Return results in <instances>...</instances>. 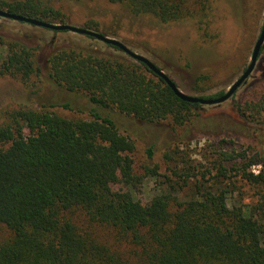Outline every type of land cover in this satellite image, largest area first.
<instances>
[{"label":"trees","instance_id":"1","mask_svg":"<svg viewBox=\"0 0 264 264\" xmlns=\"http://www.w3.org/2000/svg\"><path fill=\"white\" fill-rule=\"evenodd\" d=\"M107 1L161 23L191 19L202 41L216 36L210 0ZM50 2L0 0V9L62 23L64 14ZM5 46L0 77L26 84L41 76L35 49L15 40ZM46 65L48 77L66 91L83 92L95 107L142 122L182 127L200 108L123 53L60 48ZM238 111L251 121L262 119L264 96ZM89 115L69 119L18 108L0 124V264H264V148L250 155L220 148L200 163L184 156L176 162L171 154L178 149L166 150L164 158L175 164L143 204L134 195L142 181L133 169L134 141L94 108ZM153 148L145 149L148 159ZM157 167H146V174L159 176ZM76 213L83 224L73 220ZM95 227L113 242L100 240Z\"/></svg>","mask_w":264,"mask_h":264},{"label":"rangeland","instance_id":"2","mask_svg":"<svg viewBox=\"0 0 264 264\" xmlns=\"http://www.w3.org/2000/svg\"><path fill=\"white\" fill-rule=\"evenodd\" d=\"M50 4L64 14L62 23L89 27L123 41L132 51L144 55L163 70L181 91L197 96L224 92L242 73L250 61L264 10V0H210V30L216 36L211 41H202L191 19L161 23L149 15L135 16L123 5L107 0H51ZM9 40L35 49L42 72L26 84L9 76L0 77V124L8 121V112L18 108L47 109L69 119H90L89 110L94 108L100 115L111 118L119 131L134 141L133 169L142 177L134 195L143 204L150 201L159 189L162 175H169L168 168L175 164L164 158L166 150L178 149L171 154L176 162L184 156L193 163H200L220 148L246 149L249 155L264 148V116L262 121H251L238 111L245 101L264 96V47L255 69L227 101L217 106L194 108L193 120L180 127L169 120L147 123L115 109L95 107L85 93L68 92L47 75V56L60 48L105 55L122 52L87 36L55 32L0 17V62ZM148 146L154 147L151 159L145 153ZM155 165L159 176L147 175L145 168ZM251 170L257 173L258 167L252 166ZM82 219L79 213L73 215L78 224H83ZM93 231L103 242H113L104 228L95 227Z\"/></svg>","mask_w":264,"mask_h":264},{"label":"water","instance_id":"3","mask_svg":"<svg viewBox=\"0 0 264 264\" xmlns=\"http://www.w3.org/2000/svg\"><path fill=\"white\" fill-rule=\"evenodd\" d=\"M0 17L9 19L12 21L26 23L32 26L41 27V28L55 31V32L69 31L72 33H76L79 35L93 38L106 45L114 46L120 52H122L123 54L131 58L132 60L144 64L148 70L153 72L156 76H158L160 79H162L165 82V84L170 88V90L174 93V95L177 98L187 103H190V104L197 103L200 105V108L202 106H208V105L217 106L227 101L235 93V91L243 83H245L246 79L250 76L252 71L255 69V65L258 60V57L264 47V10H263V22H262L258 37L256 41L254 42L251 55H250V61L248 65L245 67L242 73L235 79V81L232 82V84L227 88V90L223 92V94L217 97H214V98H205L202 96L190 95V94H187L181 91L179 87L177 86V84L168 75H166L163 72V70H161L158 66H156L151 60H149L144 55H141V54H138L132 51L123 41L116 39L114 37L104 35L100 32H97V31H94L88 28H83V27L71 25L68 23H54V22H47L44 20H38L36 18L10 13L3 9H0Z\"/></svg>","mask_w":264,"mask_h":264}]
</instances>
